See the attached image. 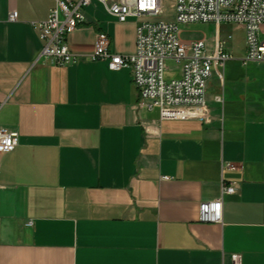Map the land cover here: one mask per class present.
<instances>
[{
    "label": "crops",
    "instance_id": "obj_1",
    "mask_svg": "<svg viewBox=\"0 0 264 264\" xmlns=\"http://www.w3.org/2000/svg\"><path fill=\"white\" fill-rule=\"evenodd\" d=\"M54 6L0 0V127L20 134L0 154V264H264V62L232 51L203 117L161 120L130 68L90 54L100 32L134 53L139 25L173 21L176 0L127 22L92 0L68 66L40 58L32 24ZM221 198L223 222H201V203Z\"/></svg>",
    "mask_w": 264,
    "mask_h": 264
},
{
    "label": "built area",
    "instance_id": "obj_2",
    "mask_svg": "<svg viewBox=\"0 0 264 264\" xmlns=\"http://www.w3.org/2000/svg\"><path fill=\"white\" fill-rule=\"evenodd\" d=\"M119 22L132 17H156L163 13L162 0H99ZM92 0H55L47 19L32 22L38 30L43 47L40 58L51 59L58 65H72L79 54L71 50L69 35L87 21L84 8ZM18 11L9 14V21H17ZM240 23L246 28L245 65L264 62V40L260 32L264 26V0H176L173 21H143L137 29L136 51L119 54L110 49L111 38L100 32L96 38L92 60H109V68L119 71L130 68L133 81L141 93L139 105L149 110L158 109L161 120L190 119L204 116L208 107L207 91L215 68L224 69L235 56L229 50L230 34L218 37L210 49L205 39L185 41L180 25L190 23ZM174 62V69L169 65ZM175 75L169 80L167 74ZM223 102V95L216 96ZM20 134L0 127V154L16 149ZM234 186H223V194H234ZM199 220L204 223L223 222V200L201 203ZM236 264L239 255H233Z\"/></svg>",
    "mask_w": 264,
    "mask_h": 264
},
{
    "label": "rangeland",
    "instance_id": "obj_3",
    "mask_svg": "<svg viewBox=\"0 0 264 264\" xmlns=\"http://www.w3.org/2000/svg\"><path fill=\"white\" fill-rule=\"evenodd\" d=\"M165 16L172 17L174 10L172 8L166 7ZM181 37L185 41H195L199 39H205L209 44L210 49H212L218 37L227 38L230 34L232 39L229 42L228 46L234 54H244L246 51V28L243 24L240 23H223L222 25H217L215 23H190L188 25H180ZM260 40H264V26L260 32ZM169 65L172 68H176L177 65L169 61ZM175 75L174 72H169L167 74V79Z\"/></svg>",
    "mask_w": 264,
    "mask_h": 264
}]
</instances>
